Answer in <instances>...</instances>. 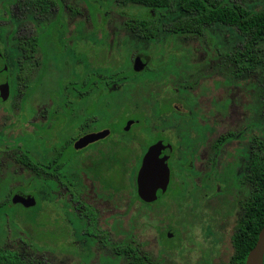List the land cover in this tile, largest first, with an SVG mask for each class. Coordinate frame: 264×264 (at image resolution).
Listing matches in <instances>:
<instances>
[{"label": "flooded vegetation", "instance_id": "flooded-vegetation-1", "mask_svg": "<svg viewBox=\"0 0 264 264\" xmlns=\"http://www.w3.org/2000/svg\"><path fill=\"white\" fill-rule=\"evenodd\" d=\"M220 1L229 4L239 3L233 0ZM110 2L111 4L102 12L105 17L109 16L107 10L116 0ZM120 2L126 1L120 0L118 4ZM95 15L93 0H0V122H2L0 145L4 144V149L0 152V162L3 157L9 158L10 154L15 156L12 160L21 170L31 172L33 187L40 193L39 198H36L30 192H25L30 190L28 188H11L9 177L0 174V204H19L13 202L17 193L34 196L36 204H69L78 223L74 224L75 232L82 234L81 236L92 243V246H97L102 251L110 248L115 255V245L123 244L124 241L114 242L107 232L98 228L100 214L104 212L103 208H100L102 204H125L119 196L125 191V177L129 173L127 168L129 165L131 168L132 161L135 162V167L130 181L135 198L140 204L154 203L143 201L137 186V174L142 159L152 145L163 142L168 143L165 154L170 152L168 160L170 181L166 193L170 188L179 190L186 183L188 190H179L177 197H180L182 193L190 192V188L201 189L202 180L205 191L214 190L216 185L220 188L222 182H229L226 173L234 170L236 165L238 169L241 167L242 173L239 172L235 176L232 172L230 184L234 188L244 187L247 196L251 191V183L246 176L254 151V137L248 133L249 137L244 138L238 136V130H231L214 137L212 142L207 144L209 138L207 140L203 136L205 127L196 122L194 117L185 114L184 108L175 107L173 110L167 102L171 109L169 107L158 116L167 114L165 122L173 131L172 136L163 137L158 133L160 135L158 138L162 137L161 141L150 145L144 141L140 153L137 152L139 140L137 127L140 128L142 120L133 118L121 106H118L117 114H114L112 109L115 106L111 104L110 96L119 97L124 92L131 93L132 91L125 89L126 81H130L133 75L142 74L150 64L137 71L135 61L140 54L138 53L134 61L132 60L131 69L126 68L123 62L120 68L104 69L105 73L100 72L101 70L94 71L92 34ZM126 23L123 24L125 32L122 40L118 35L114 37L113 42L108 41L107 51L116 46L119 54L126 56L127 45L139 47V42L126 39L128 31ZM218 26H222L230 34L236 31L232 26L213 25L204 28L203 32ZM100 27L108 36L107 27ZM188 30L193 29L188 28L186 31ZM236 47H232L231 51L224 54L217 48L214 51L213 62L201 64L204 68L198 66L190 74L184 70L178 72L179 69L175 65L170 72L176 77V88L173 91L180 93V97L184 99L183 96L193 89L192 82L200 78L201 69L216 70L218 76L231 85L224 103H221L224 108L228 105L227 108L231 109L236 98L232 93V87H236L238 76L237 61L232 56L233 52H236ZM132 54L133 51H130L129 57ZM98 59L100 58L97 57ZM186 65L191 71L190 66ZM186 65L182 64L181 67ZM262 74L264 78V70ZM115 85L122 87L112 89L111 87ZM136 88L134 90L137 94ZM36 96L39 98L38 104L33 105L32 101ZM118 100L120 101V97ZM98 102L101 105H98ZM135 105L137 110V104ZM15 120L19 124L31 125L34 128L33 133L20 134L27 145L36 139L34 131L37 129V142L42 146L41 159L37 160L29 148L24 147V143L17 142L18 136H6L4 130L8 126L7 123L13 124ZM129 123L131 125L128 127ZM252 129L251 125L249 131L251 134ZM183 130H187L194 140L195 151L191 153L185 154L188 145L184 142L186 139L181 137ZM100 134L104 135L94 140L90 138ZM235 141L240 145L244 144V149L242 146L236 148L237 155H242L241 161L222 166L220 159L224 146ZM201 144L202 150L197 152ZM190 154L192 159L182 160L183 163L187 162L185 165H175V170L171 169L172 160L175 162L180 159V155ZM208 154L209 157L205 159ZM196 160H203L205 166L202 164L201 168L195 169ZM179 167L182 170H179ZM18 176L22 174L15 177ZM194 178L199 180L196 182ZM5 180L9 183L5 184ZM43 193H47L46 198L43 197ZM111 216L120 217V212L117 214L113 212Z\"/></svg>", "mask_w": 264, "mask_h": 264}, {"label": "rangeland", "instance_id": "rangeland-1", "mask_svg": "<svg viewBox=\"0 0 264 264\" xmlns=\"http://www.w3.org/2000/svg\"><path fill=\"white\" fill-rule=\"evenodd\" d=\"M119 1L112 3L107 10L109 16L105 17L102 12L111 4L110 0H93V12L96 14L92 34L94 71L104 72L106 68L114 70L122 67L123 62L126 68L131 69L130 66L138 53L150 58V72L133 75L130 81H126L125 89L132 91L131 93L120 94L121 102L118 100V95L110 96L111 104L115 106L112 109L114 114H117L118 106H121L133 118L142 120L140 128L137 127V138L139 137L137 152L140 153L144 141L149 145L158 140L161 141L162 137L158 138L160 136L158 133L163 137L172 136L173 131L165 122L167 114L158 116L169 109L168 103L173 110L175 107L184 108L185 114L194 117L196 122L205 127L203 136L207 140L209 138L207 144L211 143L214 137L224 135L231 130H238V136L244 138L253 135L254 139L257 138L264 143V123L258 112L259 103L264 101L263 67L248 71L236 79V87H232V93L236 95V98L231 109L227 108L228 105L226 108L221 105L231 85L226 83L224 78H220L216 70L201 69L204 68L201 64L206 65L213 60L214 51L217 48L224 54L231 51L232 47L242 44V40L234 35L235 33L230 34L225 28L218 26L206 30L202 35L164 36L158 42L147 44L145 52H139V47L129 44L124 56L119 54L116 46L107 51L108 41L113 42L114 37L118 35L122 40L125 32L123 24L134 17L137 18L143 11L137 5L128 2L118 4ZM233 1L248 4L254 10H260L264 6V0ZM100 26L107 27L108 36ZM130 51H133V54L129 57ZM97 57L100 59L97 60ZM182 64H188L191 71L186 68L187 65L181 67ZM175 65L179 69L178 72L184 70L188 74L193 72L194 68L201 66L200 78L196 81L190 80L193 81V89L183 96L184 99L180 97V93L173 91L176 88V77L170 72ZM227 76L229 77V73ZM121 87L115 85L111 88L120 89ZM135 88L138 91L137 94ZM122 97L123 100H121ZM38 100L36 96L32 104L37 105ZM97 104L101 105L100 102ZM135 104H137V110ZM7 125L4 130L6 136H18L17 142L20 144L24 143L23 135L20 136V134L33 133L34 130L31 125L19 124L16 120L13 124L8 122ZM251 125L252 134L249 132ZM0 131H2L1 128ZM240 131L243 133L241 134ZM37 133L35 129L36 139L31 140L28 145L24 143V147H28L30 153L39 160L42 146L37 142ZM181 137L186 139L184 142L188 145L185 154L195 151L194 140L187 130L182 131ZM132 145L135 147L133 141ZM239 146L244 149V144L240 145L236 141L224 146L220 159L222 166L237 160L241 161L242 155H237L236 149ZM3 149L4 144H1L0 152ZM200 150H202V144L197 152ZM208 157L209 154L204 158ZM12 158L14 160L15 156L11 154L9 158L3 157L0 162V174L9 177L11 188H28L30 190L25 192H30L39 198L38 189L33 187L31 172L21 170ZM179 158L175 162L171 161L172 170H175V165L187 163L186 161L183 163L182 160H190L193 157L190 154L180 155ZM131 164H133L131 168L130 165L127 168L129 173L125 177V191L122 196H119L125 204H102L100 209L103 208L104 212L100 214L98 228L107 232L114 242L136 240L146 252L160 258L166 264H229L234 251L232 235L241 212L240 202L246 196L244 187L234 188L230 184V175L232 172L235 176L239 172L242 173L241 167L238 169L235 165L234 170L227 171L226 178L229 182H222L220 188L216 185L214 190L205 191L202 180L200 183L202 190L190 188V192L182 193L180 197H177L180 191L188 190V185L184 183L180 191L170 188L164 197L145 205V203L140 204L135 198L130 181L135 162L132 161ZM202 164L204 165L203 160H196L194 168L199 169L203 166ZM179 170L182 168L179 167ZM20 174L22 176L15 177ZM179 177L182 179L181 176ZM194 180L197 182L199 178ZM9 181L5 180L4 183L8 184ZM46 194L43 193V197L46 198ZM136 200L137 203H135ZM10 206L9 213L12 221L0 222V248L17 251L28 261L35 263L127 264L124 259L116 258L110 248L102 251L97 246H92V243L81 236L82 234L75 232L73 227L78 223L72 215L69 204H36L32 208H24L19 204H10ZM34 212H37L35 220L32 217ZM113 212L116 214L120 212V217L111 216ZM169 232L174 234L169 236Z\"/></svg>", "mask_w": 264, "mask_h": 264}, {"label": "trees", "instance_id": "trees-1", "mask_svg": "<svg viewBox=\"0 0 264 264\" xmlns=\"http://www.w3.org/2000/svg\"><path fill=\"white\" fill-rule=\"evenodd\" d=\"M125 1L141 7L143 11L137 18L126 23V39L139 42V51L145 52L147 44L158 42L164 36L202 35L208 26L225 25L235 27L234 35L242 40L232 55L237 61V79L248 71L264 67V6L254 10L248 4H229L220 0ZM186 28L193 30L186 31ZM150 71L146 68L143 74ZM258 112L264 123V101L259 103ZM248 170L246 178L251 183V191L240 203L241 212L232 235L234 251L229 264H245L264 227V143L257 138L254 139V151ZM35 180H38L37 177ZM9 209L10 204H0L1 223L12 221ZM36 213L32 215L34 220ZM114 252L116 258L124 259L127 264H166L132 239L115 245ZM0 264L44 263L28 261L17 251L0 248Z\"/></svg>", "mask_w": 264, "mask_h": 264}, {"label": "water", "instance_id": "water-1", "mask_svg": "<svg viewBox=\"0 0 264 264\" xmlns=\"http://www.w3.org/2000/svg\"><path fill=\"white\" fill-rule=\"evenodd\" d=\"M150 62V58L138 55L135 61V69L143 70ZM131 123L128 124V127ZM104 134L90 136L92 140L102 137ZM168 143L152 145L144 155L141 167L137 174V186L141 199L147 203L159 200L167 191L170 181V168L168 160L170 152L165 154ZM14 203L24 208H32L36 205V198L32 195L17 193L13 198ZM17 205V204H15ZM174 232H169V236ZM245 264H264V227L258 235L255 247L249 252Z\"/></svg>", "mask_w": 264, "mask_h": 264}]
</instances>
